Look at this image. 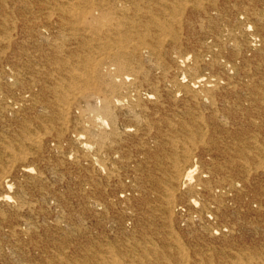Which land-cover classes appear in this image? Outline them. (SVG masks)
Returning <instances> with one entry per match:
<instances>
[{
  "label": "bare ground",
  "instance_id": "6f19581e",
  "mask_svg": "<svg viewBox=\"0 0 264 264\" xmlns=\"http://www.w3.org/2000/svg\"><path fill=\"white\" fill-rule=\"evenodd\" d=\"M237 231L264 235V0H0V264H264L217 256Z\"/></svg>",
  "mask_w": 264,
  "mask_h": 264
},
{
  "label": "rangeland",
  "instance_id": "374dc122",
  "mask_svg": "<svg viewBox=\"0 0 264 264\" xmlns=\"http://www.w3.org/2000/svg\"><path fill=\"white\" fill-rule=\"evenodd\" d=\"M57 213L58 212H56L55 214ZM76 218H77L76 220L77 222H80L83 225L86 224L89 228L84 232H79L76 234L78 235L80 242L82 240L83 242H86V238L90 236H92L91 238L93 239L92 241L93 245H97L102 242H107L109 240L114 241V242L122 241L121 234H120L121 232L118 233L117 231H110V230H106L105 232H103L102 229L93 228L90 225L91 221H88L86 218L81 219V216H77ZM180 240L183 244L188 245V246H192V244L199 243L196 240L194 241L193 239H191V237H189L186 233H181ZM217 247H218V253H217L218 257L230 258L231 256H234L238 252L243 251L244 248H250V250L258 249L261 247L264 248V235L263 234L255 235L254 233H251V232L237 231L235 233V237L230 241V243H227V244L223 243L221 245L218 244ZM85 248H86L85 245L74 244L71 246V248H69V253L74 252V253L81 254Z\"/></svg>",
  "mask_w": 264,
  "mask_h": 264
}]
</instances>
